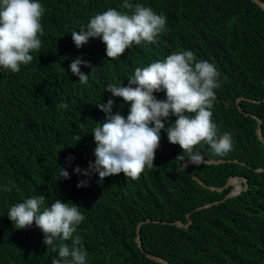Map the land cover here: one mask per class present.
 Returning <instances> with one entry per match:
<instances>
[{
  "label": "trees",
  "instance_id": "trees-1",
  "mask_svg": "<svg viewBox=\"0 0 264 264\" xmlns=\"http://www.w3.org/2000/svg\"><path fill=\"white\" fill-rule=\"evenodd\" d=\"M39 2L45 9L40 49L19 73L0 68V264H52L58 258L43 243L41 229L33 224L17 230L7 215L13 205L39 195L45 196L42 210L57 199L77 204L85 219L73 235L82 238L87 264H164L147 252L170 264H264V171H259L264 143L257 133L260 118L264 137V8L254 0H131L165 16L166 26L155 43L133 44L112 60L102 38L77 48L71 32L109 8L130 14L124 0ZM180 50H191L217 69L212 120L218 136L232 134V150L217 157L201 143L194 151L205 160L226 161L191 164L186 171L185 161L176 160L181 147L161 130L154 166L139 179L121 173L99 183L98 173L83 175L96 159L92 131L106 120L97 104L112 99L113 113L125 117L130 110V102L106 86H128L137 67ZM77 58L92 66L81 65L89 74L86 85L71 72ZM155 95L166 99L164 92ZM61 103L67 107L59 108ZM61 167L70 178L60 177ZM235 176L238 185H248L245 190L235 195H229L234 185L218 190ZM81 181L87 186L77 187ZM4 185L12 191H3ZM208 203L214 204L198 209ZM147 219L140 247L137 226ZM189 220L188 227L176 224Z\"/></svg>",
  "mask_w": 264,
  "mask_h": 264
},
{
  "label": "clouds",
  "instance_id": "clouds-1",
  "mask_svg": "<svg viewBox=\"0 0 264 264\" xmlns=\"http://www.w3.org/2000/svg\"><path fill=\"white\" fill-rule=\"evenodd\" d=\"M122 6L131 9V13L109 8L93 16L79 32L72 31L76 47L84 46L90 38H102L107 58L115 60L133 44L155 43L156 37L165 29L166 17L151 7L139 3L133 5L131 0H124ZM44 14V6L39 0H0V68L19 73L21 65L32 62L30 53L41 47ZM81 65L92 67L89 62L77 58L70 64V69L79 77V82L86 85L89 74L81 71ZM218 75L215 66L207 60H198L191 50H180L162 61L137 67L128 86L108 84L105 91L130 102V110L125 117L119 112L113 113L115 101L112 99L97 104L106 113V120L92 131L96 159L94 163L89 162L83 175L98 173L99 183L121 173L127 179H139L146 168L154 166L161 130L167 132L171 144L181 147L183 154L176 160L203 164L204 155L194 151L201 143L209 145L214 156L228 154L232 150V134L225 132L218 136L217 125L212 120L214 90L220 86ZM157 92L166 93V99H158ZM58 107L66 108L67 104L61 103ZM171 116L176 119L166 128L165 121ZM74 139L79 142L81 136L76 134ZM71 159L74 158L69 157ZM75 172L80 174L82 170L77 167ZM60 177L70 178L63 167ZM85 186L86 181L77 185ZM2 190L11 192L12 187L4 185ZM44 202L43 195L28 198L13 205L7 215L17 230L33 224L41 229L45 236L43 243L52 251H58V258H53L52 264H87L82 238L73 235L85 219L77 204L57 199L42 210Z\"/></svg>",
  "mask_w": 264,
  "mask_h": 264
},
{
  "label": "water",
  "instance_id": "water-1",
  "mask_svg": "<svg viewBox=\"0 0 264 264\" xmlns=\"http://www.w3.org/2000/svg\"><path fill=\"white\" fill-rule=\"evenodd\" d=\"M256 3H258L262 8H264V1L263 0H254ZM239 101H240V98H238L237 100V103L239 104ZM257 133L259 135V138L260 140H262V142L264 143V137H263V134H262V120L259 118V125H258V129H257ZM226 160L225 159H208V160H205L204 163H209V164H212V163H215V164H218V163H221V162H225ZM236 161H238L236 159ZM192 163L191 162H184L183 163V168L187 171V168L189 165H191ZM259 171H264V168H260ZM192 177L197 179V181H199L200 184L204 185V186H208L200 177H198L196 174H192ZM240 180V177L238 176H235V177H231L228 182L226 183V185L223 187V188H218V190L220 191H223L225 188L229 187L230 185H234L236 181ZM247 184H245V186L243 185H240L237 187V185L235 186L234 185V188L232 189L231 193L229 195H235V194H239L241 193L243 190H245L247 188ZM210 188L214 189L213 186H210ZM227 195L225 197V199L229 196ZM216 203H218V201H216ZM214 203H208V204H205L203 206H200L198 207V209H201V208H204V207H210L211 205H213ZM190 217V214L188 215ZM151 219H147V220H142L138 223V226H137V241H138V244L140 247H142V240H141V227L142 225L145 223V222H149ZM155 222H158L157 220H155ZM191 223V220H189V223L187 224H184L183 222L181 221H177L176 224L178 225H181V226H184V227H188ZM148 257H150L151 259H154L156 261H159V262H162L164 264H170L167 260H165L164 258L160 257V256H157V255H154L152 253H149L147 252L146 253Z\"/></svg>",
  "mask_w": 264,
  "mask_h": 264
},
{
  "label": "rangeland",
  "instance_id": "rangeland-1",
  "mask_svg": "<svg viewBox=\"0 0 264 264\" xmlns=\"http://www.w3.org/2000/svg\"><path fill=\"white\" fill-rule=\"evenodd\" d=\"M236 183H237V185L241 184V182L239 180L235 182V184H234L235 186H236Z\"/></svg>",
  "mask_w": 264,
  "mask_h": 264
},
{
  "label": "bare ground",
  "instance_id": "bare-ground-1",
  "mask_svg": "<svg viewBox=\"0 0 264 264\" xmlns=\"http://www.w3.org/2000/svg\"><path fill=\"white\" fill-rule=\"evenodd\" d=\"M240 186V185H237V187Z\"/></svg>",
  "mask_w": 264,
  "mask_h": 264
}]
</instances>
